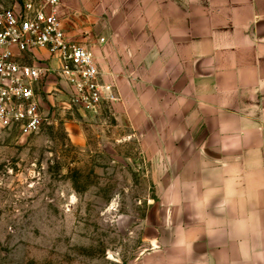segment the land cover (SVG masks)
<instances>
[{"label":"rangeland","instance_id":"1","mask_svg":"<svg viewBox=\"0 0 264 264\" xmlns=\"http://www.w3.org/2000/svg\"><path fill=\"white\" fill-rule=\"evenodd\" d=\"M18 2L0 0V10ZM209 2L62 0L65 31L99 67L94 49L106 33L116 32L120 48L137 45L116 62L100 113L70 106L52 74L57 90L40 94V131H0V264L178 263L180 225L201 213L194 183L217 178L201 168L232 129L210 93ZM178 31L179 64L168 43ZM161 41L165 61L156 49L148 60L147 43L161 50Z\"/></svg>","mask_w":264,"mask_h":264},{"label":"crops","instance_id":"2","mask_svg":"<svg viewBox=\"0 0 264 264\" xmlns=\"http://www.w3.org/2000/svg\"><path fill=\"white\" fill-rule=\"evenodd\" d=\"M58 11L70 13L63 5ZM209 12L210 93L216 98L215 108L231 116L221 124L232 129L225 133L227 147L221 148L219 158L201 168L200 174L208 170L217 178L194 183L199 196L191 203L200 205L201 213L180 225L177 264H264V0H210ZM144 28L148 41L153 24L145 22ZM173 34L168 33V43L179 64V31L176 38ZM116 37V32L106 33L94 49L112 85L118 79L116 62L131 58L137 45L120 48ZM147 45L148 60L155 58L156 49L165 61L166 43L161 50L153 42ZM33 53L24 61L53 62L45 50ZM50 76L43 92L57 90L58 82Z\"/></svg>","mask_w":264,"mask_h":264},{"label":"built area","instance_id":"3","mask_svg":"<svg viewBox=\"0 0 264 264\" xmlns=\"http://www.w3.org/2000/svg\"><path fill=\"white\" fill-rule=\"evenodd\" d=\"M61 3L19 0L0 10V131L16 130L23 137L40 131L45 118L40 94L52 74L69 105L84 112L98 114L104 101L113 98L91 48L65 31ZM36 50H45L53 62H25Z\"/></svg>","mask_w":264,"mask_h":264},{"label":"clouds","instance_id":"4","mask_svg":"<svg viewBox=\"0 0 264 264\" xmlns=\"http://www.w3.org/2000/svg\"><path fill=\"white\" fill-rule=\"evenodd\" d=\"M167 182V181H166Z\"/></svg>","mask_w":264,"mask_h":264}]
</instances>
